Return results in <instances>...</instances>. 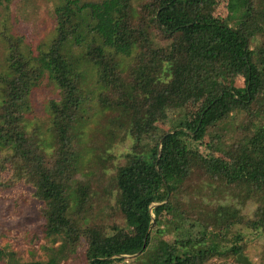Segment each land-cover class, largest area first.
I'll use <instances>...</instances> for the list:
<instances>
[{
	"label": "trees",
	"instance_id": "16d2710c",
	"mask_svg": "<svg viewBox=\"0 0 264 264\" xmlns=\"http://www.w3.org/2000/svg\"><path fill=\"white\" fill-rule=\"evenodd\" d=\"M239 1L243 13L231 23L221 0H57L53 33L36 54L19 36L5 41L0 198L22 181L38 201L41 231L62 237L55 246L44 245L47 260L22 264H59L76 250L74 264L126 262L119 255L143 252L151 234L171 222L186 226L188 237L175 239L160 264H204L227 256L242 264L236 256L247 243L239 231L230 245L210 240L234 227L264 235V3ZM85 8L94 31L85 54L102 86L98 101L121 111L120 140L131 139L104 188L106 197L113 196L112 204L104 200L109 217L123 225L86 222L87 180H78L67 193L79 163L73 123L80 99L78 77L61 44ZM45 77L55 87L45 104L54 139L50 155L27 131L19 110L30 104ZM236 115L249 119L250 129L235 128L245 138L221 148L215 131H224ZM226 196L255 205L242 213L232 204H219ZM193 244L201 247L176 252Z\"/></svg>",
	"mask_w": 264,
	"mask_h": 264
},
{
	"label": "rangeland",
	"instance_id": "374dc122",
	"mask_svg": "<svg viewBox=\"0 0 264 264\" xmlns=\"http://www.w3.org/2000/svg\"><path fill=\"white\" fill-rule=\"evenodd\" d=\"M98 1V0H81ZM264 3V0H262ZM57 0H0V64L2 63L7 39L14 40L21 37L27 42L31 52L36 54L38 48L45 46L53 33L54 18L53 9ZM221 9L230 19L236 22L243 10L239 0H221ZM76 20L75 27L67 35L61 44V52L67 60L70 71L78 77V95L80 103L75 113L73 123L74 132L79 143L77 144L79 163L75 164V174L68 182L67 193L78 180H87L91 187L90 214L86 222L99 221L101 224L115 222L123 225L124 221L109 217V209L104 200L113 203V196L106 197L109 181L115 174V168L124 160V153L129 150L131 139L123 134V115L120 110H114L101 106L98 101V92L102 86L97 82L95 65L85 54L86 46L94 36L92 19L87 14V9H82ZM21 41V44H24ZM118 59L120 55H115ZM122 69V67L120 66ZM55 87L47 77L36 88L30 98V104H22L20 112L27 131L33 136L36 143L43 149L46 155H50L54 145V139L50 130L49 115L46 110V101L55 94ZM194 98H198L196 92ZM187 108L192 107V96L188 98ZM196 105V104H194ZM192 109V108H191ZM189 110V112L191 111ZM193 114V112H191ZM251 121L234 116L233 122L224 127V131H215L214 142L223 148L228 141L245 138L234 129L245 128L248 132ZM238 127V128H237ZM103 159L105 165L103 164ZM22 181L4 192L0 198V264H22L27 261H45L49 253L44 245L55 246L62 241L61 235H45L41 230V219L36 210L38 201L30 194V187ZM69 189V190H68ZM69 191V192H68ZM100 197H106L104 199ZM71 204V203H70ZM219 204H232L240 208L242 213L250 212L255 203L252 200L240 204L235 198L226 196L219 200ZM72 205V204H71ZM219 216L222 212H219ZM218 215L216 219L220 218ZM176 223H169L160 231L151 234L150 243L143 252L134 257L126 258V262L118 264H160L166 256L167 247L173 244L175 239L187 238L186 226L178 227ZM239 231L247 243L244 255L252 258L256 264H264V235L259 231L234 227L227 234L213 236L211 242L224 245L232 244L235 233ZM225 246V245H224ZM197 244L186 247H178L176 252L180 255L192 252L199 248ZM76 250L70 254L68 260L59 264H74ZM204 264H238L233 257L227 256L216 260H210Z\"/></svg>",
	"mask_w": 264,
	"mask_h": 264
},
{
	"label": "water",
	"instance_id": "95a60500",
	"mask_svg": "<svg viewBox=\"0 0 264 264\" xmlns=\"http://www.w3.org/2000/svg\"><path fill=\"white\" fill-rule=\"evenodd\" d=\"M170 132H173L170 131ZM158 154H159V151H158ZM157 204L153 203L151 206H155ZM139 252H136L134 254H123V255H119L120 257H124V258H130V257H133L135 255H137ZM236 258L242 263V264H254L253 262H251L247 256L243 255V254H237Z\"/></svg>",
	"mask_w": 264,
	"mask_h": 264
}]
</instances>
